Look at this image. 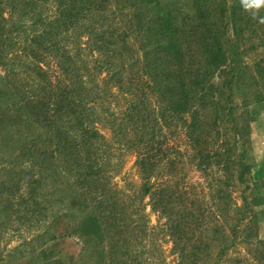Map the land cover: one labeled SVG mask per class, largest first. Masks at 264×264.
I'll use <instances>...</instances> for the list:
<instances>
[{
  "label": "trees",
  "instance_id": "1",
  "mask_svg": "<svg viewBox=\"0 0 264 264\" xmlns=\"http://www.w3.org/2000/svg\"><path fill=\"white\" fill-rule=\"evenodd\" d=\"M1 1L0 65L7 55L1 38L5 27ZM16 1L22 0L8 3L13 5ZM56 2L62 7L57 21L63 26L79 21L92 26L102 17L95 43L102 48V61L114 68L110 78H102V126L106 121L114 127H109L112 137L108 140L95 126L94 110L86 107L90 100H85L87 90V97L92 90L72 68L75 63L68 64L69 74L64 73V77L51 80L43 75L39 91H45V98L38 91L31 92L29 95L36 94L31 98L19 96L12 102L14 107L0 120L3 137H11L8 132L15 134L23 124L38 125L25 144L29 170L22 172L23 178L1 184L15 198L20 181L26 182L25 197L22 193L15 202L19 205L14 210L16 217L39 215L46 219L48 200L53 201L52 206L74 196L79 207L89 210L85 218L90 220L94 232L88 239L106 243V264H118L119 257L126 264L129 240L137 227L133 207L136 201L133 194L116 188L108 172L121 165L126 150H133L136 172L142 174V195L149 194L152 208L171 221L170 229L178 244L187 240L193 243L189 264H218L220 257L236 245L237 228L248 209L243 194L240 206L226 204L224 198L229 195L222 187H248L251 165L238 154L237 142L248 139L250 134L248 122L252 116L245 107L256 93L247 90L260 88L253 67L264 65V2ZM81 31L76 30V40ZM233 44L241 47L239 66H231L229 78L222 83L225 91L220 94L226 93V99L218 98L208 82L225 63V51ZM253 58L256 62L252 65L248 59ZM40 70L39 67L37 72ZM247 75L251 83L246 80ZM235 91L242 95L240 114L244 118L240 124L234 114ZM180 137L184 147L176 142ZM189 165L213 174L208 179L209 185L216 187L211 194L213 205H204L192 183L185 185ZM35 168L38 172H34ZM71 171L76 172L72 182L61 173ZM156 172L165 179L153 186L150 180L158 178ZM125 183L126 187L131 185ZM142 229L138 230L140 234L144 233ZM43 232L40 235L44 236ZM195 232L199 236L194 237ZM204 237L210 241H204ZM45 242L41 240V245ZM256 243L264 246L262 240ZM212 245L218 248L213 260L209 253L203 258L198 256ZM263 255L261 250L260 257Z\"/></svg>",
  "mask_w": 264,
  "mask_h": 264
},
{
  "label": "rangeland",
  "instance_id": "2",
  "mask_svg": "<svg viewBox=\"0 0 264 264\" xmlns=\"http://www.w3.org/2000/svg\"><path fill=\"white\" fill-rule=\"evenodd\" d=\"M1 7L5 25L1 38L7 55L4 63L0 65V120L14 107L12 102L18 100L19 96L27 97L31 92L39 91L43 75L46 78L49 76L51 80L64 77V73L69 71L68 64L75 63L72 68L76 69L80 80L92 90L88 97V90L85 94V100H90L86 107H89L91 112L90 107L93 108L96 116L95 126L106 139L111 140L109 127L114 125L105 121L104 127L102 126V78H110L114 68L102 61V48L99 49L95 43V34L100 26L102 28V17L92 26H88L87 21L63 26L57 21L62 7L56 0H22L13 5H10L8 0H2ZM76 30H82L78 40L74 38ZM225 52V63L215 70L208 82L216 90L213 89L215 96L223 99H226V93L223 96L220 94L222 90L225 91L222 83L229 78L230 67L239 66L242 51L239 44H233ZM253 56L252 53L250 57ZM242 58L246 60L245 56ZM248 60L252 65L256 62L255 58ZM39 67L42 74L37 72ZM65 68L67 71H64ZM253 73L259 79L260 88L247 90L256 93L245 107V111L252 116L248 122L250 134L248 139H239L237 142L238 154L251 165L247 175L248 187L245 190L244 184L239 187H222L229 195L224 198L226 204L240 206L243 194L247 199L248 209L245 218L239 222L236 245L220 257L218 264H264V257H260L264 246L256 243L259 240L264 241V65L253 67ZM246 80L252 82L249 75ZM37 94L45 98V91L40 90ZM35 95L29 96L31 98ZM241 96L238 91L232 95L233 105L237 106L234 114L238 124L244 118L240 114ZM37 127V124L31 127L23 124L15 134L8 132L11 137H3L0 132V264H106V243L100 242L99 239H88L94 232L90 220L85 218L89 210L79 207L74 196L52 206L53 201L48 200L46 219L40 218L39 215L26 219L16 217L14 210L19 205L15 202L20 195L22 197V193L25 197L23 191L27 187L26 182L20 181L19 195L15 198L10 197L1 184H8L13 178L21 179L25 175L22 172L29 170L25 144L27 137L35 132ZM176 142L184 147L181 137L176 139ZM135 158L133 150H126L121 156V165L108 172L116 188L133 194L136 201L133 207L136 208L134 222L137 227L129 240L126 264H189L193 243L187 240L178 244V239L170 229L171 221L152 208L149 194L142 195V174L136 172ZM34 172L38 170L35 168ZM61 173L71 182L76 175L75 171ZM185 173V185L192 183L193 190L197 191L200 200L203 198L201 201L204 205H213L211 194L215 192L216 187L208 183L213 174L197 170L191 165L186 166ZM155 174L158 178L153 177L150 180L154 183L153 186L165 179L157 172ZM125 182L131 185L126 187ZM120 196L124 198V195ZM228 212L233 213L229 204ZM139 228H143L144 233L140 234ZM42 232L44 236L40 235ZM51 236L54 239L50 238ZM195 236H199L197 232L194 233ZM208 237L203 240L209 242ZM41 240L46 241L44 245H41ZM193 240L194 238L191 241ZM207 250L204 249L198 256L203 258L209 253L213 260L218 248L212 245ZM117 263L124 264L121 257ZM110 264L116 263L112 261Z\"/></svg>",
  "mask_w": 264,
  "mask_h": 264
},
{
  "label": "clouds",
  "instance_id": "3",
  "mask_svg": "<svg viewBox=\"0 0 264 264\" xmlns=\"http://www.w3.org/2000/svg\"><path fill=\"white\" fill-rule=\"evenodd\" d=\"M257 2L259 3V2H264V0H257Z\"/></svg>",
  "mask_w": 264,
  "mask_h": 264
}]
</instances>
